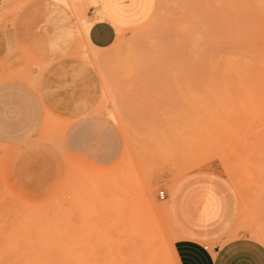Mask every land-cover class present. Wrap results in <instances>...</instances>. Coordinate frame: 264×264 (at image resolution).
Masks as SVG:
<instances>
[{
    "label": "rangeland",
    "instance_id": "1",
    "mask_svg": "<svg viewBox=\"0 0 264 264\" xmlns=\"http://www.w3.org/2000/svg\"><path fill=\"white\" fill-rule=\"evenodd\" d=\"M190 1L152 0L141 21L97 48L83 23L96 3L0 0V81L34 84L57 60H79L78 73L94 77L86 89L98 91L90 115L111 128L119 147L111 162L70 154L62 167L51 161L50 131L19 144L0 142V264H144L150 249L154 264H176L165 193L189 176L226 193L219 196L229 203L220 241L247 236L264 244L255 236H264V79L213 69L205 60L209 38L205 49L203 33L188 18L210 16L214 4L204 0L205 14L197 11L203 0L195 9ZM177 44L185 47L182 57ZM195 45L205 49L204 59Z\"/></svg>",
    "mask_w": 264,
    "mask_h": 264
},
{
    "label": "crops",
    "instance_id": "2",
    "mask_svg": "<svg viewBox=\"0 0 264 264\" xmlns=\"http://www.w3.org/2000/svg\"><path fill=\"white\" fill-rule=\"evenodd\" d=\"M151 5L152 0H96V8L89 13L92 20L85 16L87 39L97 48L111 45L119 32L141 21ZM80 67L79 60L70 64L69 59H59L34 84L0 81V142L19 144L50 131L55 138L52 162L63 167L70 154L111 162L119 147L111 128H101V118L90 115L97 106L98 91L86 89L94 77L78 73ZM102 130L108 135H102ZM221 193L226 194L196 185L191 176L165 193L178 264H264L260 241L247 236L220 241L221 222L229 214V203L219 197Z\"/></svg>",
    "mask_w": 264,
    "mask_h": 264
},
{
    "label": "bare ground",
    "instance_id": "3",
    "mask_svg": "<svg viewBox=\"0 0 264 264\" xmlns=\"http://www.w3.org/2000/svg\"><path fill=\"white\" fill-rule=\"evenodd\" d=\"M91 3H96V0H89ZM192 1V0H191ZM190 1V2H191ZM198 1V0H197ZM195 0L194 2H196V5H194V9L196 8V6L198 5V3H200L198 1ZM212 2L214 5L212 7H214V10H211L210 8V13L211 15L208 16V15H203L202 13L204 12L205 14H209V11H205V8L208 9V7L206 6L207 4L206 1L202 2L203 5H201L199 7L198 5V8L199 10L197 9V11H200V8H202L203 10L201 11L203 16H207L205 18H208V22H207V19L205 20V23H208L209 25V29H205L204 27H208V25H204L203 28H202V25L201 24H204V19H203V16L201 18V15L200 17L198 18H201V19H198L196 17V15H194V18L192 15L191 17H193L192 19L187 15L186 16V12H185V15H184V12L183 11H180L179 16L181 17L182 13L183 12V17H186L189 19V21L192 22V24H190V28L191 29H194L195 30V27L196 29H198L197 32L199 33H203V36L202 37V40L204 41L202 43V40H200V37H199V42L201 41L202 45H206L205 49L208 47L207 45V41H208V38H209V41L208 43L209 44V48L203 50V51H200L202 52L201 54H198L200 59L202 60L201 57H203L204 59V54L205 52L207 53L206 56H205V60L208 59L209 61L212 62V64L214 65L213 69L216 67L217 69V66L220 70L221 68V72L220 74H222L223 76L225 77H229V78H234V77H237V78H252V77H257V78H260V79H264V0H209V2ZM189 2V3H190ZM211 3V4H212ZM184 4V3H183ZM187 4V3H186ZM184 4V5H186ZM192 4V3H191ZM190 4V5H191ZM195 4V3H194ZM193 5V4H192ZM191 5L192 9H193V6ZM205 5V6H204ZM204 7V8H203ZM179 8V7H178ZM185 8V7H184ZM181 10H183L182 8H179ZM191 9V8H190ZM193 9V10H194ZM185 11V9H184ZM187 11V10H186ZM195 12V10H194ZM207 12V13H206ZM191 13V12H190ZM196 13V12H195ZM83 14H84V10H83ZM170 14V13H169ZM164 15V14H163ZM85 16V15H84ZM166 16V14H165ZM178 16V17H179ZM181 18L182 19H185V18ZM155 19V18H154ZM188 19H185V20H188ZM194 19H198V20H201V22L196 25H194L196 22V20ZM159 20V19H158ZM173 20V19H172ZM179 20V19H178ZM193 20V21H192ZM83 23H87L88 24V21L86 22V19L85 17H83ZM156 21V20H155ZM195 21V23H194ZM203 21V22H202ZM175 22V21H174ZM173 22V23H174ZM154 23H157V22H154ZM172 23V24H173ZM194 23V24H193ZM160 24V23H159ZM149 25V24H148ZM192 25H194V28L191 27ZM83 26V25H82ZM172 26V25H171ZM170 26V27H171ZM187 27V26H186ZM201 29H200V28ZM84 28V27H83ZM87 29V28H86ZM148 29V28H147ZM151 29V28H150ZM149 29V30H150ZM168 30L170 28H167ZM206 30V31H205ZM172 31V29H171ZM189 31L188 28L185 29V33ZM207 32L208 34V37H206L204 35V32ZM190 32V31H189ZM144 33V32H142ZM170 33V32H167V34ZM147 34V33H146ZM180 34V33H179ZM191 34V33H190ZM165 35V34H164ZM147 36V35H146ZM162 36V34H161ZM169 36V35H168ZM190 36V39H191V36L192 35H189ZM206 37L207 40L203 39V37ZM138 37V36H137ZM141 37V36H140ZM149 37V36H148ZM151 37V36H150ZM165 37V36H164ZM183 37V42H194L193 40H190L189 41V37L186 36V38L188 37V39H184V35L182 36ZM166 39V37H165ZM173 37H171L170 40H172ZM164 40V39H163ZM177 40V37L176 39ZM175 40H172V41H175ZM197 40V39H196ZM195 40V41H196ZM165 41V40H164ZM198 41V40H197ZM168 42V41H166ZM176 42V41H175ZM174 42V43H175ZM198 42V43H199ZM162 43V42H161ZM173 43V44H174ZM190 43V44H191ZM141 44V43H140ZM168 44V43H167ZM184 46H185V43H183ZM190 44H186L189 45V49L191 48L190 47ZM196 44V43H194ZM200 44V43H199ZM162 45V44H161ZM179 45V44H177ZM178 47V50H180V46H177ZM193 46V43L191 44ZM167 46V45H166ZM171 46V44H170ZM196 46V45H195ZM173 46L170 47V49L172 48ZM194 47V46H193ZM192 47V50L194 52V50L197 52L195 53H200L199 52V46L195 47L197 49H194ZM201 47V46H200ZM204 47V46H203ZM181 48H184L183 46H181ZM140 49V48H138ZM169 49V46L167 47V50ZM184 49H181L180 50V53L181 54V57L183 55V53L185 52ZM202 49V48H201ZM142 50V49H141ZM166 50V48H165ZM174 50V49H173ZM172 49L169 50L170 51H173ZM182 50L184 52H182ZM210 52H209V51ZM162 51V50H161ZM175 51V50H174ZM174 51L172 53L171 56L175 57L176 55H180L178 52H176L175 56H174ZM205 51V52H204ZM164 53V52H163ZM166 53V51H165ZM178 53V54H177ZM186 53V52H185ZM209 53V54H208ZM170 54V53H169ZM168 54V56H169ZM204 55V56H200V55ZM161 56H164V54H160ZM208 55V57H207ZM171 60L173 57H171ZM210 56V57H209ZM160 57V56H159ZM178 57V56H176ZM185 57V56H183ZM198 57V56H197ZM163 58V57H162ZM165 58V56H164ZM168 58V57H166ZM165 58V59H166ZM180 58V57H179ZM195 58V57H194ZM164 59V60H165ZM174 59V58H173ZM178 59V58H177ZM186 59V58H184ZM167 60V59H166ZM168 60L170 61V59L168 58ZM175 60V59H174ZM207 60V61H208ZM147 61V60H146ZM156 61V60H155ZM173 61V60H172ZM186 61V60H185ZM192 61V60H191ZM167 62V61H166ZM197 62V61H196ZM163 63V61H162ZM169 63V62H168ZM183 63V62H182ZM193 63H195L193 61ZM199 63L202 64V62H197V64L199 65ZM178 64V63H177ZM180 64V63H179ZM204 64V63H203ZM203 64L201 65L203 67ZM208 64V63H207ZM205 64L207 67L208 65ZM153 65V64H152ZM164 65V64H163ZM166 65V64H165ZM192 65V64H191ZM190 65V66H191ZM196 65V64H195ZM194 65V66H195ZM197 65V66H198ZM220 65V66H219ZM175 66V65H174ZM193 66V65H192ZM199 66V67H201ZM149 67V66H148ZM161 67V66H160ZM164 67V66H163ZM183 67V65L181 66ZM201 67V68H202ZM206 67V68H207ZM159 68V67H158ZM165 68V67H164ZM192 68V67H191ZM193 68H197V67H193ZM192 68V69H193ZM205 68V67H204ZM148 69V68H147ZM170 69V68H169ZM193 69V70H195ZM26 70V69H25ZM159 70V69H158ZM173 70V69H172ZM192 70V71H193ZM198 70V69H197ZM195 70V72L197 71ZM200 70V69H199ZM15 71V70H14ZM22 71V70H20ZM24 71V70H23ZM186 71V69H185ZM202 71V70H201ZM200 71V72H201ZM204 71V74L206 73L205 70ZM203 71L201 72L203 74ZM218 72V70H216ZM215 70H212V73H216ZM25 72V71H24ZM156 72V71H155ZM177 72V71H176ZM195 72L193 73L195 75ZM199 72V73H200ZM27 73V72H26ZM159 73V72H158ZM164 73V72H162ZM181 73V72H180ZM188 73V72H187ZM198 73V72H197ZM209 73H211V69L209 70ZM10 74V73H9ZM142 74V73H141ZM191 74V73H190ZM203 74V75H204ZM218 74V73H217ZM147 75V74H146ZM166 75V74H165ZM187 75V74H186ZM167 76V75H166ZM206 76V74H205ZM216 76V75H215ZM142 77V75H141ZM197 77V76H195ZM143 78V77H142ZM150 78V77H148ZM155 78V77H154ZM178 78V77H177ZM141 81V80H140ZM142 83V82H141ZM124 84V83H123ZM118 85V84H117ZM122 85V84H121ZM142 85V84H141ZM154 85V84H153ZM146 86V85H145ZM117 87V86H116ZM126 87V86H125ZM122 89V88H121ZM144 89V88H143ZM141 90V89H140ZM134 91V90H133ZM144 91V90H143ZM128 92V91H127ZM132 92V91H131ZM131 94V93H130ZM134 94H135V91H134ZM128 96V95H126ZM134 100V99H133ZM127 102V101H126ZM132 103V102H131ZM221 161V160H220ZM163 191V190H162ZM164 192V191H163ZM258 231V230H257ZM262 233V232H261ZM256 234V233H255ZM252 236V235H251ZM256 238H259L261 240L264 239V236L262 237L261 235L259 234H256L255 235ZM171 257L173 258V261H175L176 264L177 261H176V257L174 255V252L172 251L171 252ZM144 259L146 260L147 259V263L144 261V264H154L155 262H157L158 260V257H157V254H156V251L150 249V252H148L147 256L144 257Z\"/></svg>",
    "mask_w": 264,
    "mask_h": 264
},
{
    "label": "built area",
    "instance_id": "4",
    "mask_svg": "<svg viewBox=\"0 0 264 264\" xmlns=\"http://www.w3.org/2000/svg\"><path fill=\"white\" fill-rule=\"evenodd\" d=\"M159 197H160L161 199H163V197H164V192H163L162 190L159 191Z\"/></svg>",
    "mask_w": 264,
    "mask_h": 264
}]
</instances>
